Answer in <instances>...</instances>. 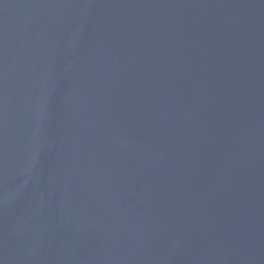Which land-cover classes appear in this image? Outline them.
I'll list each match as a JSON object with an SVG mask.
<instances>
[{"label": "water", "instance_id": "95a60500", "mask_svg": "<svg viewBox=\"0 0 264 264\" xmlns=\"http://www.w3.org/2000/svg\"><path fill=\"white\" fill-rule=\"evenodd\" d=\"M0 264H264V0H0Z\"/></svg>", "mask_w": 264, "mask_h": 264}]
</instances>
